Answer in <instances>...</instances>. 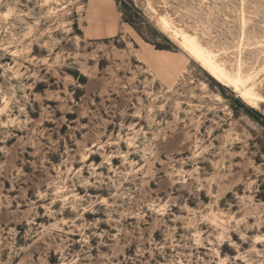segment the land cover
Returning <instances> with one entry per match:
<instances>
[{
	"label": "rangeland",
	"instance_id": "rangeland-1",
	"mask_svg": "<svg viewBox=\"0 0 264 264\" xmlns=\"http://www.w3.org/2000/svg\"><path fill=\"white\" fill-rule=\"evenodd\" d=\"M0 264H264V0H0Z\"/></svg>",
	"mask_w": 264,
	"mask_h": 264
},
{
	"label": "bare ground",
	"instance_id": "bare-ground-1",
	"mask_svg": "<svg viewBox=\"0 0 264 264\" xmlns=\"http://www.w3.org/2000/svg\"><path fill=\"white\" fill-rule=\"evenodd\" d=\"M179 38L187 48L185 49L187 50V54L191 57L198 59L200 61V65L217 82H219L223 86H231L234 91H238L239 93L238 95L248 105H250V103L255 100V94L253 93L250 87H247L243 84L241 77L238 75L231 76L228 72H226V70L223 67L216 64L215 61H213L210 53H208L207 50L205 51V49L201 48L193 36L180 33Z\"/></svg>",
	"mask_w": 264,
	"mask_h": 264
},
{
	"label": "trees",
	"instance_id": "trees-1",
	"mask_svg": "<svg viewBox=\"0 0 264 264\" xmlns=\"http://www.w3.org/2000/svg\"><path fill=\"white\" fill-rule=\"evenodd\" d=\"M117 1L119 2L120 0H117ZM123 9L125 10V14L126 15L128 14V17H129L128 19L129 20H127V21L129 23H133L132 18H133L134 15L136 16V14L141 13V11L138 10V8L135 7L132 3H131V6L130 7H128V6L126 7V5L123 4Z\"/></svg>",
	"mask_w": 264,
	"mask_h": 264
}]
</instances>
